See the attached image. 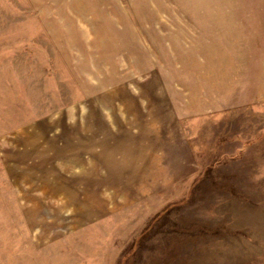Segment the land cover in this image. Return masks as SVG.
Returning a JSON list of instances; mask_svg holds the SVG:
<instances>
[{"label": "rangeland", "instance_id": "rangeland-1", "mask_svg": "<svg viewBox=\"0 0 264 264\" xmlns=\"http://www.w3.org/2000/svg\"><path fill=\"white\" fill-rule=\"evenodd\" d=\"M0 264H264V0H0Z\"/></svg>", "mask_w": 264, "mask_h": 264}]
</instances>
